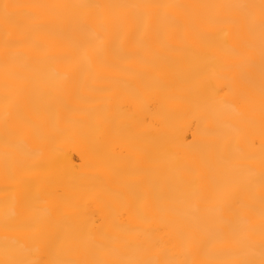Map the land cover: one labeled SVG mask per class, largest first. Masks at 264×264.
Returning <instances> with one entry per match:
<instances>
[{"label": "bare ground", "instance_id": "obj_1", "mask_svg": "<svg viewBox=\"0 0 264 264\" xmlns=\"http://www.w3.org/2000/svg\"><path fill=\"white\" fill-rule=\"evenodd\" d=\"M0 264H264V0H0Z\"/></svg>", "mask_w": 264, "mask_h": 264}]
</instances>
